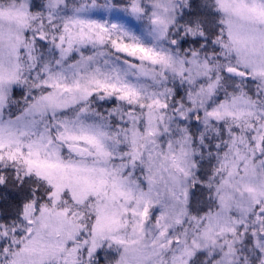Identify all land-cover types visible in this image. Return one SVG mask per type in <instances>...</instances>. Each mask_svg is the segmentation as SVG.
I'll list each match as a JSON object with an SVG mask.
<instances>
[{"label":"clouds","instance_id":"clouds-1","mask_svg":"<svg viewBox=\"0 0 264 264\" xmlns=\"http://www.w3.org/2000/svg\"><path fill=\"white\" fill-rule=\"evenodd\" d=\"M245 3L0 0V264H264V23ZM97 68L159 105L43 85Z\"/></svg>","mask_w":264,"mask_h":264},{"label":"snow or ice","instance_id":"snow-or-ice-1","mask_svg":"<svg viewBox=\"0 0 264 264\" xmlns=\"http://www.w3.org/2000/svg\"><path fill=\"white\" fill-rule=\"evenodd\" d=\"M54 6V5H53ZM241 18H247L250 21H258L261 23H264V0H251V3H245L242 9V15ZM90 29H98V31L95 32L97 40L100 42H103L105 37L103 33H106L108 30L104 25L100 24H90L88 26ZM113 28L116 27V25L112 26ZM61 40H63V36L60 37ZM111 43L113 44L114 47H117L120 51L127 52L128 54L132 55L137 52L143 54V58L147 60H151L152 63H158L164 60L163 55L159 53H153L148 49H145L144 47H141L139 45H129V44H123V43H118L116 40H112ZM175 43V41H173ZM102 54V53H101ZM93 57L88 56V57H83L82 60H88L91 61ZM59 63V61H57ZM80 62H77L79 64ZM107 63V61L105 62ZM227 71L232 72L236 71L233 68H228ZM97 73H100L101 76H103V79H100L97 76H91L89 77L84 84L82 85L79 80H77L74 83L68 84V83H61L59 80H57L55 77H50L49 80H44L43 85L46 89H60L62 92H72V91H83L87 95L91 96L93 95L96 91H102L106 94H116V99L118 100H126L129 101L130 103H137L139 102V106L141 108L144 107H151L153 103L159 105V101L155 102H149L147 105L142 102V99L140 97V94L135 90V87L132 86L129 83H109V76L106 73L101 72L99 68L96 69ZM240 74V73H238ZM119 79V77H117ZM50 81H55L50 82ZM94 86V87H93ZM35 87V85H34ZM51 95L50 92H46L45 96ZM162 107H167V105H162ZM81 112H87V108H81ZM34 135H39L41 140H43V132L39 133H33ZM86 139H90L89 137H84ZM52 136L51 132L49 130V135H48V140L51 141ZM19 152V155L24 159V163L31 169V167L37 163V161H34L31 159L32 153L29 152L27 155L25 154V151L23 149H18L16 150ZM36 155L39 156V152H36ZM9 160L15 162V155L10 154L9 155ZM3 147L0 145V160H3ZM51 166V165H50Z\"/></svg>","mask_w":264,"mask_h":264},{"label":"rangeland","instance_id":"rangeland-1","mask_svg":"<svg viewBox=\"0 0 264 264\" xmlns=\"http://www.w3.org/2000/svg\"><path fill=\"white\" fill-rule=\"evenodd\" d=\"M94 18L102 20V19H104V13L98 11V12L94 13ZM111 19H113V20H123L124 18L121 15H119L118 13L114 12L112 17H111ZM128 23H131V21H128ZM184 43L186 44L187 42H184ZM14 95L19 97V96H22L23 93L21 91H19V90H14ZM178 95H179V93H178ZM100 103H101L102 106H105V107L110 106V105L104 104V102H100ZM112 103H114V101ZM202 174H204V173L203 172L201 173V176L203 177ZM201 210H203V208ZM14 215L15 214L12 213V212L9 213V214H6V218L4 217V214L0 215V220H6V219H9V218H13Z\"/></svg>","mask_w":264,"mask_h":264},{"label":"trees","instance_id":"trees-1","mask_svg":"<svg viewBox=\"0 0 264 264\" xmlns=\"http://www.w3.org/2000/svg\"><path fill=\"white\" fill-rule=\"evenodd\" d=\"M202 175H204V174H202ZM203 178V177H202ZM197 188H199V186H197ZM196 195H197V192L196 191H194L193 192V199H195V197H196ZM12 203L16 206V210H18L19 209V206H20V204H21V200H20V198L18 197V196H14L13 198H12ZM0 207H3V209H4V217L6 218V214H9V213H14L15 214V211L13 210V208L11 207V206H9V205H0Z\"/></svg>","mask_w":264,"mask_h":264}]
</instances>
